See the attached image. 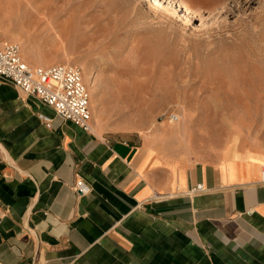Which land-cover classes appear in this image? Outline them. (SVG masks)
I'll list each match as a JSON object with an SVG mask.
<instances>
[{"label":"crops","instance_id":"1","mask_svg":"<svg viewBox=\"0 0 264 264\" xmlns=\"http://www.w3.org/2000/svg\"><path fill=\"white\" fill-rule=\"evenodd\" d=\"M94 108L85 132L0 84V264H264L263 152L225 157L184 113L119 138Z\"/></svg>","mask_w":264,"mask_h":264},{"label":"rangeland","instance_id":"2","mask_svg":"<svg viewBox=\"0 0 264 264\" xmlns=\"http://www.w3.org/2000/svg\"><path fill=\"white\" fill-rule=\"evenodd\" d=\"M0 38L31 66L79 68L119 138L184 113L225 157L264 153V0H0Z\"/></svg>","mask_w":264,"mask_h":264},{"label":"built area","instance_id":"3","mask_svg":"<svg viewBox=\"0 0 264 264\" xmlns=\"http://www.w3.org/2000/svg\"><path fill=\"white\" fill-rule=\"evenodd\" d=\"M3 83L11 84L25 95L37 97L62 120L85 132L92 130L90 93L81 70L76 66L60 63L31 66L22 58L16 43L3 42L0 38V84ZM168 119L172 123L179 121L175 114L168 115ZM261 175L264 182V169ZM74 188L80 194L87 192L80 180L76 181ZM204 190L202 184H197L189 193L194 195Z\"/></svg>","mask_w":264,"mask_h":264},{"label":"bare ground","instance_id":"4","mask_svg":"<svg viewBox=\"0 0 264 264\" xmlns=\"http://www.w3.org/2000/svg\"><path fill=\"white\" fill-rule=\"evenodd\" d=\"M29 64V63H28Z\"/></svg>","mask_w":264,"mask_h":264}]
</instances>
